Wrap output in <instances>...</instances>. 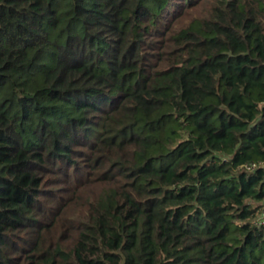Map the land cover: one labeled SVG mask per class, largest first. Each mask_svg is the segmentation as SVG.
Here are the masks:
<instances>
[{
    "label": "trees",
    "instance_id": "obj_1",
    "mask_svg": "<svg viewBox=\"0 0 264 264\" xmlns=\"http://www.w3.org/2000/svg\"><path fill=\"white\" fill-rule=\"evenodd\" d=\"M203 2L0 0V264H264V0Z\"/></svg>",
    "mask_w": 264,
    "mask_h": 264
},
{
    "label": "built area",
    "instance_id": "obj_2",
    "mask_svg": "<svg viewBox=\"0 0 264 264\" xmlns=\"http://www.w3.org/2000/svg\"><path fill=\"white\" fill-rule=\"evenodd\" d=\"M246 167L250 170L255 169L256 167H263L264 168V160L259 161L257 163H253L250 165H246ZM257 225H264V201L262 202V206L260 208V212L258 213V217L255 220Z\"/></svg>",
    "mask_w": 264,
    "mask_h": 264
},
{
    "label": "rangeland",
    "instance_id": "obj_3",
    "mask_svg": "<svg viewBox=\"0 0 264 264\" xmlns=\"http://www.w3.org/2000/svg\"><path fill=\"white\" fill-rule=\"evenodd\" d=\"M210 2H211V0H204L203 6L200 8L199 11L201 13H206L207 12V8H208L207 6H208V4H210ZM218 156L221 157V158H227L228 157V155L225 152L218 153Z\"/></svg>",
    "mask_w": 264,
    "mask_h": 264
}]
</instances>
